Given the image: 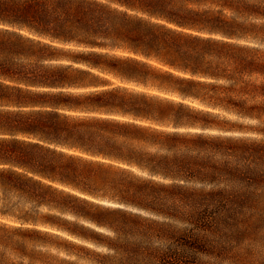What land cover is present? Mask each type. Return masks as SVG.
Listing matches in <instances>:
<instances>
[{
    "label": "trees",
    "instance_id": "trees-1",
    "mask_svg": "<svg viewBox=\"0 0 264 264\" xmlns=\"http://www.w3.org/2000/svg\"><path fill=\"white\" fill-rule=\"evenodd\" d=\"M0 165V264H235L264 219V0H0ZM73 185L114 238L18 227Z\"/></svg>",
    "mask_w": 264,
    "mask_h": 264
},
{
    "label": "clouds",
    "instance_id": "clouds-1",
    "mask_svg": "<svg viewBox=\"0 0 264 264\" xmlns=\"http://www.w3.org/2000/svg\"><path fill=\"white\" fill-rule=\"evenodd\" d=\"M249 123H257L256 120H250ZM164 155H170V153H167L166 151L162 153ZM4 165H0V168H3ZM141 177L146 180H152L156 181L158 183H165V184H172V180L164 179L160 175H153L149 172H142ZM181 184L185 186H189L186 184L185 181H180ZM191 187H194L196 189H205L208 190L212 186L200 184L197 183L195 185H191ZM88 191L92 195L98 194L101 189L96 186H84V185H73V188L71 191H63V190H57L55 193L52 194L51 198L46 201H41L39 203V206L36 210L37 214L31 217V223L30 224H21L18 227L20 228H32L35 230L36 225L38 223H47L50 225V227L45 228L43 231L46 236L53 237L55 236L56 240H50V243L55 244L56 247H64L66 249H69L71 247H74L77 244H80L81 238L78 234L77 230H95L97 233H99L102 236H106L109 238H114L115 233L110 229L106 227H102L97 225L94 220L91 218V216H88L84 213L79 212L77 209L81 207H85L84 201L80 200V192ZM102 198V197H101ZM71 199L73 201V204L71 206L65 205L63 203L64 200ZM96 205H100V200H96ZM96 209L92 208L90 211H95ZM185 212L191 211L190 208L185 207L183 209ZM135 211V209H133ZM145 217H150L152 219L163 221L165 223L171 224L175 228L183 229L186 227H189V225L186 222H182L177 219H173L171 217H164L155 215L149 212H143L142 213ZM51 218V219H49ZM64 233H68V239L67 241H64L63 239H60V237L63 236ZM155 246L166 248L167 243L162 240H155L154 242ZM17 246H22L21 243H17ZM30 249H32L35 252H49L51 251L50 248L45 247H34L32 245L28 246ZM89 248H93L92 245H89ZM94 251L97 252H106L107 249L104 247H97L94 249ZM75 257L67 255L63 258H61L57 264H65V260L74 259ZM23 264H30V261L25 258L23 260Z\"/></svg>",
    "mask_w": 264,
    "mask_h": 264
},
{
    "label": "rangeland",
    "instance_id": "rangeland-1",
    "mask_svg": "<svg viewBox=\"0 0 264 264\" xmlns=\"http://www.w3.org/2000/svg\"><path fill=\"white\" fill-rule=\"evenodd\" d=\"M259 190L264 197V182H261ZM264 208V205H260ZM257 211H262L257 209ZM255 221V222H253ZM251 230L250 235L246 236L242 245L244 247V255L239 260H234L235 264H264V219L249 221L245 224Z\"/></svg>",
    "mask_w": 264,
    "mask_h": 264
},
{
    "label": "snow or ice",
    "instance_id": "snow-or-ice-1",
    "mask_svg": "<svg viewBox=\"0 0 264 264\" xmlns=\"http://www.w3.org/2000/svg\"><path fill=\"white\" fill-rule=\"evenodd\" d=\"M133 171H135V170H133Z\"/></svg>",
    "mask_w": 264,
    "mask_h": 264
}]
</instances>
